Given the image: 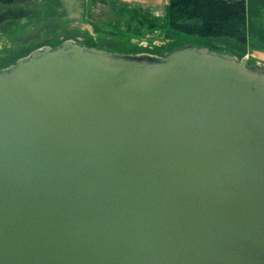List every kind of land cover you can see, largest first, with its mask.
Listing matches in <instances>:
<instances>
[{"label": "water", "instance_id": "obj_1", "mask_svg": "<svg viewBox=\"0 0 264 264\" xmlns=\"http://www.w3.org/2000/svg\"><path fill=\"white\" fill-rule=\"evenodd\" d=\"M0 264H264V71L72 41L0 70Z\"/></svg>", "mask_w": 264, "mask_h": 264}, {"label": "rangeland", "instance_id": "obj_2", "mask_svg": "<svg viewBox=\"0 0 264 264\" xmlns=\"http://www.w3.org/2000/svg\"><path fill=\"white\" fill-rule=\"evenodd\" d=\"M2 9L24 14L0 23V70L36 48L72 41L86 48L125 56L166 57L183 49H206L233 56L264 71V0L249 22L242 44L223 37L187 35L171 28L168 0H27ZM138 10L133 12V10ZM256 10H258L256 8Z\"/></svg>", "mask_w": 264, "mask_h": 264}, {"label": "trees", "instance_id": "obj_3", "mask_svg": "<svg viewBox=\"0 0 264 264\" xmlns=\"http://www.w3.org/2000/svg\"><path fill=\"white\" fill-rule=\"evenodd\" d=\"M27 2L0 0V8L24 6ZM261 8L259 0H168L167 18L172 29L183 31L187 35L230 38L245 44L246 32L251 31L249 22L259 14ZM10 11L0 13V23L12 16L24 17L22 12L12 14ZM136 11L138 10H133Z\"/></svg>", "mask_w": 264, "mask_h": 264}]
</instances>
